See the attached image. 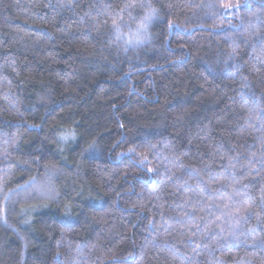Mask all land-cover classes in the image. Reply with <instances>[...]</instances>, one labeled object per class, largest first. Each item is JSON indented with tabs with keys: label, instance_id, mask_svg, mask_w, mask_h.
<instances>
[{
	"label": "trees",
	"instance_id": "16d2710c",
	"mask_svg": "<svg viewBox=\"0 0 264 264\" xmlns=\"http://www.w3.org/2000/svg\"><path fill=\"white\" fill-rule=\"evenodd\" d=\"M128 2L0 0V264H264V0Z\"/></svg>",
	"mask_w": 264,
	"mask_h": 264
},
{
	"label": "clouds",
	"instance_id": "9594fccd",
	"mask_svg": "<svg viewBox=\"0 0 264 264\" xmlns=\"http://www.w3.org/2000/svg\"><path fill=\"white\" fill-rule=\"evenodd\" d=\"M153 10H155V12H156V15H154V16L152 15ZM158 15H159V9L156 7L154 0H146L143 15L139 19L137 27L135 29V31L137 32L141 22H143V24L145 25L144 28H139V34H138V40L139 41H147L148 39H150V37L148 35L149 29H150L152 22L154 21V19ZM145 17H150V19H145ZM122 38L123 37H120L119 39H122ZM127 41L128 40H125V43H128ZM132 42H137V40L133 39ZM60 138L63 139V136Z\"/></svg>",
	"mask_w": 264,
	"mask_h": 264
},
{
	"label": "snow or ice",
	"instance_id": "6c2138e0",
	"mask_svg": "<svg viewBox=\"0 0 264 264\" xmlns=\"http://www.w3.org/2000/svg\"><path fill=\"white\" fill-rule=\"evenodd\" d=\"M136 6L144 7L145 4L140 3L139 5H137L136 0H130V2L126 3V4L123 6V8L120 9V12H124V11H126L127 9L134 8V7H136ZM116 15L119 16V12H117ZM152 15H153V16L156 15L155 10H153ZM145 19H150V17H145ZM113 26L115 27V30H116V33H117L116 38L119 39L120 36H121L120 25L117 23V21H116L115 19L113 20ZM170 26H171V25H170ZM144 27H145V25L143 24V22H141V24L139 25V28H144ZM139 28H138L136 34H133V35L129 38V40L127 41L128 43H131L133 39H136L137 42H139V40H138ZM63 139L66 140L67 137L65 136V137H63ZM244 211H245V212H250V211H251V206L249 205L247 208L244 209Z\"/></svg>",
	"mask_w": 264,
	"mask_h": 264
},
{
	"label": "rangeland",
	"instance_id": "374dc122",
	"mask_svg": "<svg viewBox=\"0 0 264 264\" xmlns=\"http://www.w3.org/2000/svg\"><path fill=\"white\" fill-rule=\"evenodd\" d=\"M48 184H49V182H48ZM49 188H48V191L46 192V194L45 193H43L41 196L42 197H44L45 195H47V196H52V190H51V188H50V186H48ZM40 193V192H39Z\"/></svg>",
	"mask_w": 264,
	"mask_h": 264
}]
</instances>
